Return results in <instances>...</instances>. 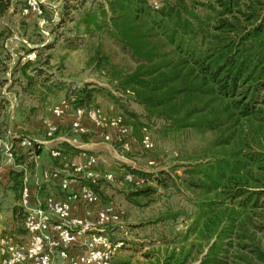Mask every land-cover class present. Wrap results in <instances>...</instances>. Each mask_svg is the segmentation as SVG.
Listing matches in <instances>:
<instances>
[{
  "label": "trees",
  "instance_id": "16d2710c",
  "mask_svg": "<svg viewBox=\"0 0 264 264\" xmlns=\"http://www.w3.org/2000/svg\"><path fill=\"white\" fill-rule=\"evenodd\" d=\"M86 1L62 0L58 20L50 25V39L46 43L38 39L35 60L15 62L12 74L21 70L28 83L23 93L35 94L37 82L26 69L35 62L47 64L49 55L43 60L41 51L56 44L80 49L85 68L99 74L112 91L90 83L71 89L59 100H65L71 111L98 107L92 102L99 93L117 102L116 92L140 108L134 113L121 104L127 117L118 115L135 136L142 127L150 133L153 126L159 139L187 140L190 135L198 139L188 163L178 168L180 175L176 169L154 173L126 167L114 174L97 172L94 182L86 181L102 206H113L103 184L117 178V183L124 182L122 197L135 207L154 202L160 190L184 196V205L154 221L177 224L180 219L182 229L162 237L137 262L115 258L125 245L118 239L123 246L110 264H264V0H158L157 9L149 0ZM11 4L0 0V17ZM43 12L46 18L44 8ZM105 40L114 44L121 60L105 52ZM7 66L0 61V73ZM46 88L61 86L50 82ZM3 126L2 121L0 139L9 129L13 133L8 139L14 145L16 168L9 171V188L18 199L23 173L17 166L30 164L41 149L16 147L28 132ZM60 128L53 139L62 135L96 140L91 133L74 135L69 126ZM112 145L119 148L121 143ZM55 148L61 157L78 152L66 142ZM51 159L56 166L59 159ZM126 174L132 181L125 180ZM10 212L4 225L8 232H3L20 241L26 234L23 208L15 203Z\"/></svg>",
  "mask_w": 264,
  "mask_h": 264
},
{
  "label": "rangeland",
  "instance_id": "374dc122",
  "mask_svg": "<svg viewBox=\"0 0 264 264\" xmlns=\"http://www.w3.org/2000/svg\"><path fill=\"white\" fill-rule=\"evenodd\" d=\"M23 1L11 0V10L9 9L0 17V48L10 38L8 42L10 50H0V61H6L7 67H11L7 79L5 73H0V123L4 122L2 129L12 128L18 132H23L25 126L32 121V124L36 125L38 116L44 114L51 105L56 104L71 89L90 83L112 91L111 85L102 80L103 78L99 74L93 72L92 69L85 68L82 50L71 51L56 44L50 51H41L40 56L43 60L49 55L47 64L39 66L38 62H35L26 69L27 76H33L37 83L33 88L35 94L23 93V87H26L28 83L22 76L21 70L17 69L12 74V67L17 61L15 54L18 55L19 52L24 50L21 40H26L36 47L39 43L38 39L41 37L38 33L37 18L34 15L27 18H22L19 15L18 10ZM61 1L43 0V8L46 11L45 16L47 19L54 18V11L58 16V11L62 8ZM100 1L102 0H87L86 2L90 4ZM47 29L49 31L50 25ZM66 35L71 37L72 34L70 31H66ZM104 48L106 53L113 55L115 61L122 59V56L110 41H104ZM41 81H44V84L41 85ZM45 81L47 82L45 83ZM50 82L60 85L61 89H47L46 86ZM36 91H39V94ZM39 96L43 98L39 99ZM114 96L117 98V102H115V99H110L100 93L95 94L92 104L97 105L108 115L121 114L126 116L120 107L121 104L126 105L130 112H140V108L132 103L129 98L119 97L116 92H114ZM149 131L153 140V150L148 152L140 150L138 145L139 135L137 137L132 133V139L135 141H132L129 151L121 149L120 146L119 148L115 147L112 151L102 149L99 152H94L93 154L97 158L94 171L102 172L106 170L114 174L116 171L123 172L122 170L126 167H132L139 171L157 173L160 170L171 171L176 169V174L180 175V169L178 168L188 163L187 157L194 150L198 139L193 135H190L187 140L180 137L176 139H159L154 133L153 126L149 128ZM42 149L43 146L36 155L37 157L30 159V164L26 163L33 180L34 178L40 179L42 172L45 170L48 172L51 166H55L52 165L50 155L44 150L42 152ZM63 157L65 158L64 161L69 159L68 156L63 155ZM150 160L154 161L153 165L147 163ZM117 179L119 180V178ZM116 180L104 183L105 192L103 191V193L107 199L110 198L107 201L112 202L115 209L121 214V220L119 224L106 227L105 232L110 239H121L125 244L115 258L137 262L142 260V253L153 248V244H157L162 237H170L173 231L182 229L180 219L177 224H173L171 220L154 221H157L156 218L160 215H165L164 213H167L168 210H174L184 205V199L182 198L184 196L180 192L172 193L171 191L160 190L154 202L152 201L147 206L135 207L121 195V184L124 182L117 183ZM52 187L55 188L56 186L52 185ZM41 194L46 195V192ZM15 203L19 204V198L15 199L14 193L0 184V219L8 216L10 208ZM4 230L0 226V238L9 234H6L7 229L5 233ZM1 232L4 234L2 235Z\"/></svg>",
  "mask_w": 264,
  "mask_h": 264
},
{
  "label": "built area",
  "instance_id": "2783aa9c",
  "mask_svg": "<svg viewBox=\"0 0 264 264\" xmlns=\"http://www.w3.org/2000/svg\"><path fill=\"white\" fill-rule=\"evenodd\" d=\"M149 3L154 9L159 7L158 0H149ZM18 12L22 18L34 15L37 18L38 33L44 43L50 39L47 27L56 22L58 17L56 11L50 21L44 17L43 0H24ZM9 41L10 38L3 43L6 51L10 50ZM21 44L24 50L15 54L17 61H34L35 46L26 40H21ZM10 71L11 67L5 70L6 79ZM69 115L68 124L74 135L91 133L102 142H120L125 151H129L132 141H135L132 139V128L124 124L120 116L108 115L99 107L76 108L71 111L69 104L61 100L37 118V127L44 131L45 139L21 136L15 143L16 147L33 151L41 149V146L53 140L59 122ZM9 135L7 131L5 138L0 139V166L13 164L14 145L9 141ZM138 145L145 152L153 149V140L146 127L140 129ZM48 152L52 158L62 159L60 151L55 147L49 148ZM147 163L153 165L154 161ZM63 164L70 172L59 180L62 190L66 192L62 198L53 195L31 196L28 172L25 168L21 169L23 177L19 204L25 214L23 228L26 234L20 241L10 236L0 238V264H110L123 246L121 241H113L105 232L106 227L120 223L121 214L112 205H99L95 192L86 183L94 182L98 176L94 171L97 164L95 155L83 151L77 155L76 160H65ZM52 176L57 178V173ZM103 177L110 180L111 174L104 173ZM132 179L131 174L125 175L126 181ZM72 202L92 206L95 208L94 213L87 209L83 216H73Z\"/></svg>",
  "mask_w": 264,
  "mask_h": 264
},
{
  "label": "crops",
  "instance_id": "0c3cea01",
  "mask_svg": "<svg viewBox=\"0 0 264 264\" xmlns=\"http://www.w3.org/2000/svg\"><path fill=\"white\" fill-rule=\"evenodd\" d=\"M11 10V8H10ZM70 116L69 115L66 119L62 120L59 122V126H61L60 130H64L66 128V126H69V120H70ZM67 120V121H65ZM39 126V124L37 123L36 125L30 123L29 125L25 126L24 130H27V136H32L35 137L36 139L39 140H44L45 137L43 135L42 129L37 127ZM10 132V137H12L11 130H8ZM8 136V138H9ZM72 141V139H70L69 137L66 136H58L55 139H53L51 142H48L47 144L43 145V149L42 152L44 150V152H47V154H49L48 149L51 147H56L59 144L66 142L70 145H72L73 147L78 149V152H75V154H72L69 156V159H73L76 160L77 159V155L83 151H87V152H99L102 149H105L107 151H112L114 150V147L112 145V143H106V142H102L99 140H94L93 138H91L90 140H88L87 142H83L79 139H76L75 142H70ZM58 144V145H56ZM42 148V146H41ZM37 157V156H36ZM35 158V157H34ZM33 158V159H34ZM62 159H59L56 163V166L54 167H50L49 171L47 172V170H45L44 172H42L40 179H32L31 177V172L29 171V169L27 168L26 164H22L20 166H17L19 169H23L25 168L26 171L28 172L29 175V186L31 189V196H46V195H53V196H57V197H64L65 193L60 185V178L66 176L67 174H69L70 170L65 168L63 162H64V157H61ZM68 160V159H67ZM14 163V162H13ZM16 168L14 164H6L4 166H0V184L2 186H4L7 190L11 189L9 188L11 185V182L9 180V171ZM53 173H57V178L53 177ZM52 185L55 187L53 188ZM42 191V192H41ZM46 192V195H43L41 193ZM87 209L91 210L92 213H94V207L92 206H85L79 202H72L71 203V213L73 216H83L85 214V212L87 211ZM9 216V217H8ZM6 217L1 218V224L0 226H2V229H5V223L9 222L10 216H11V212L9 210V214ZM8 231V229H7ZM2 233V232H1Z\"/></svg>",
  "mask_w": 264,
  "mask_h": 264
}]
</instances>
